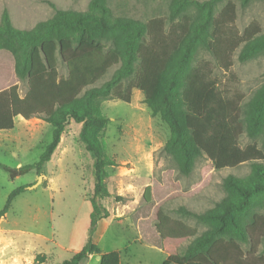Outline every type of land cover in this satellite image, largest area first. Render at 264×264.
<instances>
[{
  "label": "trees",
  "instance_id": "1",
  "mask_svg": "<svg viewBox=\"0 0 264 264\" xmlns=\"http://www.w3.org/2000/svg\"><path fill=\"white\" fill-rule=\"evenodd\" d=\"M251 1L239 0L242 7ZM190 6L200 14L187 15ZM169 10L167 20H139L114 15L107 0H89L85 10L54 6L51 17L29 29L13 26L7 9L0 15V130L12 129L17 116L40 118L52 127L51 139L36 162L9 170L18 174L32 167L40 172L69 120L80 124L79 140L92 155L85 242L60 264H80L89 255H98V264H119L120 251L103 252L92 240L98 221L108 216L102 201L109 196L105 170L109 163L98 137L108 118L99 101L130 102L132 89L142 92L151 115L159 114L168 125L170 136L161 151L177 161L181 173L188 174L199 156H205L215 170L244 162L250 167L244 177L223 178L226 194L212 209L196 213L179 207L187 217L216 222L198 235L182 220L157 212L154 225L165 253L160 264H264V253L257 252L264 241V215L251 208L256 197L264 196V151L255 143L244 147L238 143L243 126L250 138L263 127L264 84L242 111L240 101L218 88L207 62L196 61L202 50L227 69L238 47L241 62L264 48V33L251 22L239 34L233 27L236 14L231 0H171ZM59 62L66 69L64 76ZM114 66L111 76L95 85ZM20 81L26 83L23 95L18 92ZM25 188L18 186L8 194L0 218ZM149 190L146 186L145 193Z\"/></svg>",
  "mask_w": 264,
  "mask_h": 264
},
{
  "label": "rangeland",
  "instance_id": "2",
  "mask_svg": "<svg viewBox=\"0 0 264 264\" xmlns=\"http://www.w3.org/2000/svg\"><path fill=\"white\" fill-rule=\"evenodd\" d=\"M231 1L236 14L233 27L239 34L251 22L258 23L264 33V0H253L245 7L239 0ZM170 2L107 0L114 15L139 20L153 17L167 20ZM88 3L89 0H0V15L7 9L13 26L29 29L37 21L51 17L54 6L85 10ZM186 14L200 13L190 6ZM239 49L232 54L227 69L218 66L202 50L196 61L207 62L218 88L225 96L240 101L243 111L253 93L264 84V48L243 62L237 59ZM115 68L111 67L95 85L108 79ZM58 70L62 76L66 74L60 62ZM25 91L26 83L20 81L18 92L23 95ZM99 103L102 114L108 118L98 137L109 163L105 167L109 196L102 201L108 216L98 226L95 244L101 251H120L119 264H160L165 253L154 225L157 212L182 220L195 235L214 227L216 222L187 217L178 211L179 207L196 213L212 209L226 194L223 178L228 174L246 176L250 172L249 164L215 170L205 156H199L191 171L183 174L177 161L161 151L170 136L169 127L159 114L151 115L143 103L142 92L132 89L130 102L110 98ZM244 117L241 113L243 125ZM51 131V125L40 118L25 120L20 116L14 118L12 129L0 130V163L8 167H0V210L14 188L26 186L0 218V264H60L85 242L93 178L92 155L79 140L80 124L69 120L40 172L32 167L18 174L9 170L35 163L50 141ZM263 139L264 124L254 138L247 136L243 126L238 143L241 147L255 143L264 151ZM146 186L150 187L148 194ZM251 208L264 215V196L256 197ZM227 232L233 234L231 228ZM188 242H183L178 251ZM263 246L264 241L258 245V253H264ZM97 263L96 255H89L80 264Z\"/></svg>",
  "mask_w": 264,
  "mask_h": 264
},
{
  "label": "crops",
  "instance_id": "3",
  "mask_svg": "<svg viewBox=\"0 0 264 264\" xmlns=\"http://www.w3.org/2000/svg\"><path fill=\"white\" fill-rule=\"evenodd\" d=\"M91 206V205H90ZM90 211H91V208H90ZM90 213V212H89ZM104 220V218L103 219H101V220H99L98 221V223H97V226H96V229H95V231L93 232V235H92V240H93V242L95 243L97 240V236H98V234H99V231H98V226L101 224V222ZM88 225H89V223H88ZM87 228H88V226H86V229H85V233H86V230H87ZM85 238H86V236H85ZM82 246V245H81ZM81 246H80V248H81ZM104 252V251H103ZM97 258V257H96ZM98 259V258H97ZM98 264V263H97Z\"/></svg>",
  "mask_w": 264,
  "mask_h": 264
},
{
  "label": "water",
  "instance_id": "4",
  "mask_svg": "<svg viewBox=\"0 0 264 264\" xmlns=\"http://www.w3.org/2000/svg\"><path fill=\"white\" fill-rule=\"evenodd\" d=\"M96 257H97V258H99V256H98V255H97Z\"/></svg>",
  "mask_w": 264,
  "mask_h": 264
}]
</instances>
